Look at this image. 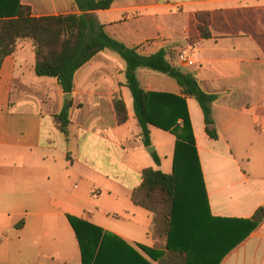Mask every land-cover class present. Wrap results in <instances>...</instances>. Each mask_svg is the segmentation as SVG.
I'll return each instance as SVG.
<instances>
[{
	"label": "crops",
	"instance_id": "crops-1",
	"mask_svg": "<svg viewBox=\"0 0 264 264\" xmlns=\"http://www.w3.org/2000/svg\"><path fill=\"white\" fill-rule=\"evenodd\" d=\"M21 3L37 17L81 13L74 0ZM91 13L114 39L147 56L165 50L171 64L219 96L212 107L217 140L208 136L198 102L187 100L210 214L251 219L264 207V0H114ZM200 13L210 16V39L200 36ZM35 67V46L23 40L0 70V264H82L68 216L157 264L139 248L155 247L153 215L132 194L146 169L172 174L176 137L152 126V146L145 147L127 65L113 51L76 73L70 100L57 79L38 77ZM137 77L149 92L181 95L165 74L138 69ZM118 94L128 112L124 125L114 108ZM71 100L66 136L55 116ZM115 242L113 261L137 264ZM220 264H264V221Z\"/></svg>",
	"mask_w": 264,
	"mask_h": 264
},
{
	"label": "trees",
	"instance_id": "trees-1",
	"mask_svg": "<svg viewBox=\"0 0 264 264\" xmlns=\"http://www.w3.org/2000/svg\"><path fill=\"white\" fill-rule=\"evenodd\" d=\"M80 14L37 17L21 0H0V70L19 42L35 46L38 77L55 78L65 95L74 91L76 73L106 50L126 62V86L134 99V110L145 147L152 146L151 127L176 137L172 174L146 169L132 201L153 215L154 249L139 248L157 264H220L223 258L264 221V207L248 220L214 218L210 214L192 121L187 100L195 99L204 115L206 132L218 139L214 128L213 104L218 95L202 90L196 77L170 63L167 53L143 55L111 37L91 12L112 7L114 0H74ZM201 38L210 39V16L198 14ZM138 69L159 72L174 79L181 95L149 92L138 80ZM72 100L55 116L59 130L68 136ZM118 125L128 121L121 95L114 98ZM155 163L161 164L153 154ZM81 250L82 264H121L113 261L116 242L119 251L130 252L137 264H151L134 247L82 219L68 216ZM115 243V244H113Z\"/></svg>",
	"mask_w": 264,
	"mask_h": 264
},
{
	"label": "water",
	"instance_id": "water-1",
	"mask_svg": "<svg viewBox=\"0 0 264 264\" xmlns=\"http://www.w3.org/2000/svg\"><path fill=\"white\" fill-rule=\"evenodd\" d=\"M70 98H71V95H70V94L66 95V99H67V100H70ZM153 150H154L153 148H150V149H149V151H153Z\"/></svg>",
	"mask_w": 264,
	"mask_h": 264
},
{
	"label": "built area",
	"instance_id": "built-area-1",
	"mask_svg": "<svg viewBox=\"0 0 264 264\" xmlns=\"http://www.w3.org/2000/svg\"><path fill=\"white\" fill-rule=\"evenodd\" d=\"M188 64L192 65V62L191 61H188Z\"/></svg>",
	"mask_w": 264,
	"mask_h": 264
},
{
	"label": "rangeland",
	"instance_id": "rangeland-1",
	"mask_svg": "<svg viewBox=\"0 0 264 264\" xmlns=\"http://www.w3.org/2000/svg\"><path fill=\"white\" fill-rule=\"evenodd\" d=\"M124 61V60H123ZM125 62V61H124ZM126 63V62H125Z\"/></svg>",
	"mask_w": 264,
	"mask_h": 264
}]
</instances>
